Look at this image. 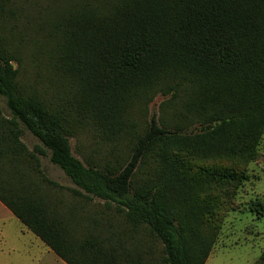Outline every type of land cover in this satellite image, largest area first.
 I'll list each match as a JSON object with an SVG mask.
<instances>
[{
    "label": "trees",
    "instance_id": "trees-1",
    "mask_svg": "<svg viewBox=\"0 0 264 264\" xmlns=\"http://www.w3.org/2000/svg\"><path fill=\"white\" fill-rule=\"evenodd\" d=\"M41 1L0 0V96L12 114L0 119V202L66 264H206L251 179L243 164L260 155L264 0H53L64 4L44 10L36 8ZM21 2L36 5L22 16ZM10 20L54 44L37 55L47 59L56 101L17 80L13 62L21 58L12 55L7 33L20 43L27 34ZM157 93L168 98L171 120L152 123L127 167L73 155L71 122L117 144L133 132L132 106ZM195 125L199 132L186 131ZM22 126L51 150L77 196L116 204L160 249L132 233L115 241L75 237L32 178L59 187L21 140ZM148 159L154 166L143 168ZM139 170L145 177L137 181ZM249 206L264 215V199ZM256 264H264V253Z\"/></svg>",
    "mask_w": 264,
    "mask_h": 264
},
{
    "label": "rangeland",
    "instance_id": "rangeland-1",
    "mask_svg": "<svg viewBox=\"0 0 264 264\" xmlns=\"http://www.w3.org/2000/svg\"><path fill=\"white\" fill-rule=\"evenodd\" d=\"M54 2L53 0H42L36 8L54 9L59 4H64ZM31 5L36 4L21 2L18 5L24 10L20 12L22 16L28 12ZM10 21L11 24H18L27 34V40L20 43L9 37L7 33L12 55L21 58V60L13 62L14 68L19 72L17 80L25 86L27 91H36L47 102L56 101L57 87L51 81L47 59H44L43 56L39 58L37 55L38 51H47L54 44L45 36H38V29L27 27L23 20H21L22 23L18 20ZM7 28L8 25L3 26L6 32H10L7 31ZM171 114L168 98L163 94L157 93L149 103L137 102L132 106L130 116L131 122L134 124L133 132L117 144H108L103 141L98 133L88 125L81 127L71 122V133L68 135L72 153L86 163L98 164L103 168L107 165L118 169L125 168L133 159L134 148L139 138L149 130L152 123L155 122L160 126L162 120L170 122ZM11 116L6 99L0 96V119ZM200 130L199 125L186 129L190 134ZM21 140L39 158L43 174L59 185V187H54L46 182L43 183L39 181L41 175L37 177L35 173L32 174L36 184L41 185L40 192L47 195L50 202L56 204L60 216L68 222L71 233L75 237L82 239L93 235L115 241L132 233L137 242L160 249L158 246L160 244L157 245V240L149 236L147 228L142 227L135 230L126 222L123 214L117 212L116 204L112 203L110 207L103 199L77 196L74 190L79 188L58 165L51 161V150L25 127H23ZM259 153L256 160L243 164L251 179L242 186L233 202L232 209L226 214L222 232L206 264H256L264 253V215L259 216L256 212L251 211L249 206L250 202L256 198L264 199V136L259 146ZM153 166L154 163L151 159L142 165L146 169ZM18 168L26 171L28 169L27 162L21 161ZM144 177L141 170L137 171V181ZM83 193L85 194V192ZM3 221L13 231L10 235L0 236V264H66L58 257H50L47 254L50 249L45 244L41 245L39 241H34L35 243L27 241L25 245L18 236L16 238L15 231L18 226H22L21 223L15 218L7 219L4 211L0 210V226ZM129 244L138 245L136 242ZM29 257L32 258L31 261Z\"/></svg>",
    "mask_w": 264,
    "mask_h": 264
},
{
    "label": "crops",
    "instance_id": "crops-1",
    "mask_svg": "<svg viewBox=\"0 0 264 264\" xmlns=\"http://www.w3.org/2000/svg\"><path fill=\"white\" fill-rule=\"evenodd\" d=\"M0 210L1 211H4V214L6 216L7 219H17L14 214L7 208L5 207L1 202H0ZM18 220V219H17ZM19 221V220H18ZM19 223H21L19 221ZM22 226H18V229L15 231V234H16V238L17 236L19 237V239L25 243L26 245V242L27 241H31L33 243H35L34 241H39V243L42 245L44 244L34 233H32L30 230H28L22 223H21ZM11 231L13 230H10L6 225H5V221L2 222L1 226H0V236H7V235H10L12 234ZM30 243V242H29ZM41 248V247H40ZM43 250V249H42ZM50 252H47V254L52 257V258H55V257H58L53 251L49 250ZM35 256V255H34ZM36 256H37V253H36ZM33 257V256H32ZM58 259H60L58 257ZM29 260L31 261L32 258L29 257Z\"/></svg>",
    "mask_w": 264,
    "mask_h": 264
}]
</instances>
